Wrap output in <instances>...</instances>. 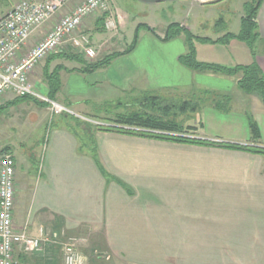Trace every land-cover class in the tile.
<instances>
[{"label": "crops", "instance_id": "1", "mask_svg": "<svg viewBox=\"0 0 264 264\" xmlns=\"http://www.w3.org/2000/svg\"><path fill=\"white\" fill-rule=\"evenodd\" d=\"M4 1L8 6L7 0ZM71 1L34 30L18 57L25 55L64 12L81 0ZM229 1L113 0L111 15L120 34L126 27L123 20L126 8L152 18L157 11L167 13V8H173V12L156 25L151 21L145 23L154 29V34L140 29L130 52L93 72H81V66L71 67L74 70L70 71L67 64L61 63L65 56L50 54L29 74L35 88L46 94L45 69L51 70L56 65L67 68L59 72L61 85L56 101L75 108L82 116L94 111L93 105L99 101L116 103L117 110H122L123 97L127 102L132 95V101L138 103V94L168 86L194 84L228 95L229 100L221 110L203 107L202 120L187 124L195 134L188 137H204L214 145L103 130L97 133L98 143L93 151L79 153L76 142L63 135L49 143L44 179L35 182L42 192L38 212L50 210L51 222L64 230L84 227L93 231L95 244L110 253L112 264H264V154L216 145L226 142L263 148L264 105L258 94H246L238 88L239 75L183 66L178 61L187 50L182 34L163 39L171 19L186 21V27L187 24L191 27L193 23H188V18L185 20L181 14L188 16L189 11L202 8L207 16L210 10L215 12ZM99 17L89 16L77 29L79 33H87L91 40L96 39V47L105 38H117L115 32L101 26ZM256 23L259 40L255 61L264 74V0L257 11ZM100 38L104 40L99 42ZM118 48L114 51L125 49L120 45ZM198 52L196 49L198 60L218 63L202 60ZM245 52L247 59L236 65L252 61L247 46ZM0 103L5 107L1 115L14 114L16 120L19 116L28 120L40 110L29 99L5 96ZM250 122L256 126V138L252 136ZM16 215L15 208V221ZM19 256L18 253L16 260Z\"/></svg>", "mask_w": 264, "mask_h": 264}, {"label": "rangeland", "instance_id": "2", "mask_svg": "<svg viewBox=\"0 0 264 264\" xmlns=\"http://www.w3.org/2000/svg\"><path fill=\"white\" fill-rule=\"evenodd\" d=\"M17 1L18 0H7L6 3H8V6L9 3H12L11 6L8 7L5 5L4 0H0V18L8 12ZM247 1L250 0H231L216 8L215 12L210 10L207 16L203 13L202 8H200L199 11L189 9L193 11H189L188 16L185 15L186 13H179L185 20L188 18V23L191 24L192 22L193 26L188 27L189 24H187L186 27V21L176 22L175 19H171L173 21L170 22V24H178V26L186 28L193 35L216 40L220 37H224L227 33H238L240 28V17L244 14L243 7L242 9L240 7L242 3ZM199 6H201V4ZM126 9L127 11H125V17L123 18L126 23L124 32L120 34L118 33V28H109V30L116 33V39L110 40L109 38H105V42L103 44H98L97 47V40L90 39L91 45L95 51L93 57H88L81 48H73L70 42L67 43L68 45H61L58 47L53 55H59L60 52L68 55L78 52L79 54L81 53L80 56L85 61H95L97 58H100L103 51H105L103 54L104 56L105 54L119 49L118 45L124 48L130 44L138 24L153 22L154 25H156L162 22L166 17L169 18L173 12V8H167L165 9L167 13L157 11L152 18L142 12L136 13V10H128L131 8ZM174 14L175 12L173 15ZM132 21H134L135 24H133ZM156 30L161 31L160 28H156ZM78 32L79 31L76 30V33ZM85 34L88 35L87 33ZM101 40L103 41L104 39L100 38V41H98L101 42ZM209 41L195 43L196 49L199 51V57L202 60L234 66L238 61L242 62L245 61V58L247 59V53L245 52L246 44L243 42L235 39H229L227 43ZM117 42L118 45H116ZM257 45L258 42L256 43V49ZM41 62H43V60ZM41 62L36 66H41ZM61 63L67 64L69 68L81 66V63L72 60L68 56L64 57ZM35 67L32 69L33 72L36 70ZM29 79L33 83L31 77ZM135 91L139 93V91ZM5 96L14 99L23 97L6 92L2 94L1 98ZM137 96V100H140L144 96H147V98L156 97V105H147V107H145L147 111L145 112L152 111L156 115L166 117V120L173 119L179 122L184 129H187L186 134L182 135L188 137L187 135L195 134L191 132L190 129L188 130L189 127L187 124L192 125L194 122L198 123L202 120V108L209 107L221 110V108L225 106V96L228 95L224 94V92L218 93L217 91L204 89L200 85L196 86L193 84L192 86L189 85L184 87H162L157 90H152L150 93L138 94ZM131 97L133 96L131 95L127 102H124L125 97H123L121 105L125 109L122 110H117L119 105L116 103H100L99 101L93 105L94 111L92 110L90 113L85 112L83 113L84 116L81 115L84 119L70 112L62 115H51L46 107V109L40 107V110H38L39 113L33 112L28 120H22L23 118L20 116L19 119L16 120L14 114L12 117H9L7 114L1 115L2 113H0V121L2 120V122H0V156L8 152L13 155L16 162V222L18 225L22 226L26 225L28 222V233L41 239H45L47 234H56V238L52 240L54 243L51 245L46 244L45 247L42 245L44 248H41L39 251L17 252L15 255V264H66L65 257L69 248H71L70 252L77 257L79 256L80 260L82 259L81 264L113 263L110 253L106 251L104 247L95 244V234L93 231L87 230L84 227L76 231L64 230L56 226V224H53V221L51 222L53 213L50 210L45 208L38 212L40 207H38L37 204L42 192L37 185L38 183L36 184L35 182L36 180L44 179L42 173L46 164L49 143H51L53 139L62 135L63 137L68 136L70 141L74 140L76 142L79 153L93 151L96 143H98L97 133L101 131L99 129L100 127L109 125L112 120L118 117H123L124 115L128 116L129 113L135 111L137 107H139L137 101L136 103L133 102ZM182 102H187L191 105L196 104V111L188 107L185 112H180L179 105H181ZM65 103L68 104L67 102ZM164 107L169 108V110L165 112V114H162ZM69 109L74 110V113L78 111L72 107ZM40 120H42V124H39ZM202 139L206 138L203 137ZM44 193H46V190H44ZM27 210H30V212ZM40 228L44 230V234L42 235H40ZM18 253L20 256L19 259L16 260Z\"/></svg>", "mask_w": 264, "mask_h": 264}, {"label": "built area", "instance_id": "3", "mask_svg": "<svg viewBox=\"0 0 264 264\" xmlns=\"http://www.w3.org/2000/svg\"><path fill=\"white\" fill-rule=\"evenodd\" d=\"M71 0H18L13 7L0 18V98L10 92L17 96H31L46 103L51 115L74 113L65 105L51 100L46 94L36 90L29 79L32 69L61 45L81 48L88 57L95 51L89 36L76 33L78 27L89 16L108 12L105 27L116 28L112 17L113 0H81L67 13L60 16L56 24L25 55L18 57L31 34L58 14ZM131 128V127H126ZM158 132V131H152ZM182 135V134H181ZM186 136V135H184ZM264 148V147H263ZM16 162L12 154L6 152L0 156V264H15L17 252H33L43 249L46 244L54 243L56 234L46 235L45 239L32 236L27 224L18 225L14 219L16 208ZM44 230L40 228V235ZM44 247H43V246ZM71 248L66 253V264H81L82 259L73 254Z\"/></svg>", "mask_w": 264, "mask_h": 264}, {"label": "trees", "instance_id": "4", "mask_svg": "<svg viewBox=\"0 0 264 264\" xmlns=\"http://www.w3.org/2000/svg\"><path fill=\"white\" fill-rule=\"evenodd\" d=\"M261 2L262 0H250L243 4L244 14L240 18V28L238 30V33L236 34L227 33L224 35V37H220L216 40H211L210 38L193 35L186 28L178 26V24H169L165 30L163 39L170 40L179 36L180 34L184 35L187 45V50L184 54L178 57V61L183 66L191 70L212 72L227 76L239 75V78L237 80L238 88L246 94H250V93L258 94L264 105V74L262 73L261 69L259 68V66L255 61L256 43L259 40L256 16ZM99 16H100L99 20L101 21V26L103 28H106L105 21L109 16V13L104 12L99 14ZM142 28L154 34L153 28L149 27L146 24H138L135 28L134 37L132 38V41L130 42V44H128L125 47L123 51L121 52L113 51L95 61H85L80 56L81 53L79 54L78 52H75L74 54L71 55L65 53H60L59 55H63L65 57L68 56L72 60L81 63V67L79 68V71L93 72L94 70L100 67L108 65L114 58L130 52L136 45L138 41L139 31ZM229 39H235L246 44L253 58L250 63L237 64L234 66H226L219 63L204 62L197 59L196 47H195L196 42L204 43L210 40L209 42L227 43ZM53 56L57 57L58 55H53ZM62 69H67V68H65L62 65H56L51 70H47L46 68L44 71V76L47 82V89H48L47 97L54 101H56V94L60 89L61 82H60L59 72ZM69 70L73 71L74 68H71ZM16 99H29L39 107L47 106L46 103L41 102L31 96H23ZM156 100L157 99L154 96L149 98H147V96L142 97L140 100H138L139 107H137L135 111L129 113L128 116L124 115L125 117L124 116L118 117L112 120L113 123L117 124L116 126L107 125V126H102L99 129L103 131H115L118 133H124L129 135H136V136L154 138L160 140H168L179 143L214 145L213 142H210L208 140L199 139L195 137H186L184 135H178V134H185L187 131V129H184V127L179 122L173 119L166 120V117H163L162 115H156L152 111L145 112L147 111L145 110L146 109L145 107H147V105L155 106ZM228 100H229L228 96H225V101L227 102ZM188 107H191V109L195 110L197 105L196 104L191 105L187 102H182L181 105H179V111L183 113L185 112L186 109H188ZM3 109H5V107L1 106L0 113H2ZM168 110L169 108L164 107L162 114H165V112H167ZM126 127H131V128H126ZM189 129L191 128H188V130ZM250 129L252 136L256 138L257 129L256 126L253 124V122H250ZM152 131H158V132H152ZM174 133H178V134H174ZM216 145L225 148L247 150L254 153L264 154V148H259V147H252L248 145L226 143V142H221Z\"/></svg>", "mask_w": 264, "mask_h": 264}]
</instances>
